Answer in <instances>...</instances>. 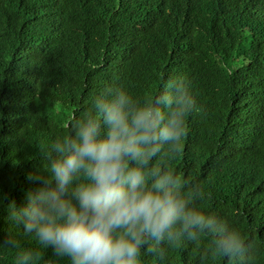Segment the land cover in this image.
Instances as JSON below:
<instances>
[{"label": "trees", "instance_id": "obj_1", "mask_svg": "<svg viewBox=\"0 0 264 264\" xmlns=\"http://www.w3.org/2000/svg\"><path fill=\"white\" fill-rule=\"evenodd\" d=\"M177 77L203 112L187 117L170 166L251 242L249 264H264V0H0V264L29 249L37 264H69L8 219L39 187V146L70 134L105 87L143 98ZM208 243L186 241L163 261L142 252V262L227 264L201 260Z\"/></svg>", "mask_w": 264, "mask_h": 264}, {"label": "clouds", "instance_id": "obj_2", "mask_svg": "<svg viewBox=\"0 0 264 264\" xmlns=\"http://www.w3.org/2000/svg\"><path fill=\"white\" fill-rule=\"evenodd\" d=\"M194 112L203 110L185 77L143 98L120 85L105 87L71 119L70 134L39 146V187L24 206L9 205L8 219L69 264H143L142 252L163 261L170 249L203 238L209 243L201 260L249 264L251 242L205 211L197 203L209 198L204 187L170 166L184 151ZM3 244L20 247L11 236ZM40 259L39 251L22 250L15 264Z\"/></svg>", "mask_w": 264, "mask_h": 264}]
</instances>
